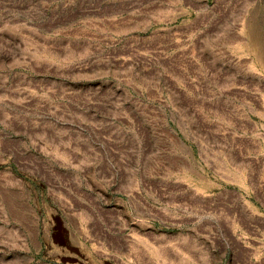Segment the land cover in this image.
<instances>
[{
    "label": "rangeland",
    "instance_id": "rangeland-1",
    "mask_svg": "<svg viewBox=\"0 0 264 264\" xmlns=\"http://www.w3.org/2000/svg\"><path fill=\"white\" fill-rule=\"evenodd\" d=\"M0 264H264V0H0Z\"/></svg>",
    "mask_w": 264,
    "mask_h": 264
}]
</instances>
